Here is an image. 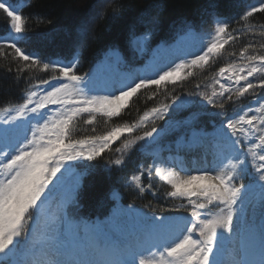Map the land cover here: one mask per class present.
Returning <instances> with one entry per match:
<instances>
[{
  "label": "snow or ice",
  "instance_id": "1",
  "mask_svg": "<svg viewBox=\"0 0 264 264\" xmlns=\"http://www.w3.org/2000/svg\"><path fill=\"white\" fill-rule=\"evenodd\" d=\"M0 10L8 18L10 35L23 36L27 20L21 11L9 0H0ZM257 12H264V0L242 19ZM93 14L104 15L95 7L89 17ZM113 15H117L116 10ZM228 29L229 24L221 21L205 40L188 28L181 40L187 36L190 42L175 49L168 63L153 56L142 71L133 69L120 80L103 85L97 83L94 74L77 73L80 53L89 38L88 20L76 27L77 44L68 60L42 62L36 54H26L16 42L0 40V55L8 47L13 58L21 62L18 74L38 67L58 73L29 82L22 103L0 110V264H264V101L221 120L212 134L199 132L189 141V146L207 143L213 155L210 168L156 155L154 167L140 165L139 174L131 176L130 185L140 194L151 191L154 197L152 184H143L142 177L161 178L171 188L166 198L187 201L172 210L182 208L187 215L157 217L155 212H139L132 205L116 207L103 221L86 220L73 212L78 207L80 173L71 162L95 161L124 137L115 149L121 158L108 162L122 166L123 155L135 144H158L157 137L166 129L153 126L134 139L127 136L195 102L171 95L170 103L161 102L145 110L132 124H115L103 135L80 139L73 136L78 121L93 125L101 116L109 122L129 109L130 101L142 90L157 89L150 99L161 90L167 92L169 84L192 76L193 69H203L221 55L234 39ZM149 40L150 33H145L132 43L143 52ZM249 49L253 54H247ZM240 61L219 68L210 92L188 95L220 109L217 116H226L225 102L264 89V54L249 45L240 52ZM198 118V112H189L174 123L191 125ZM165 162L185 174L161 167ZM129 217L138 220L131 230L127 227ZM234 235L237 242L225 259V245Z\"/></svg>",
  "mask_w": 264,
  "mask_h": 264
},
{
  "label": "trees",
  "instance_id": "2",
  "mask_svg": "<svg viewBox=\"0 0 264 264\" xmlns=\"http://www.w3.org/2000/svg\"><path fill=\"white\" fill-rule=\"evenodd\" d=\"M9 2L26 18V31L23 36L13 38L10 35L8 18L0 10V40L16 42L26 54H36L42 62L70 59L76 46L75 29L82 20H88L89 38L80 53L78 74H90L104 60L109 64L114 63V72H121L123 76L133 69L140 72L145 68V61L155 54L158 45H161L167 55L172 56L177 42L188 28L203 35L207 40L214 34L218 23L223 21L229 24L228 31L234 39L224 46L220 56L213 57L203 69H193L192 76H187L175 85L169 84L167 92L161 90L152 99L149 97L157 91L156 88L142 90L130 101L129 109L112 121L106 122L101 116H97L93 125L85 124L83 120L78 121L73 133L76 139L88 135H103L115 124L125 122L132 124L145 110L161 102L170 103L171 95L179 96L181 99L187 97L195 103L187 104L178 111H170L165 117L173 114L187 116L189 112H198L199 118L191 126L202 124L209 126V118L220 122L248 107H258L259 102L264 101V89H257L254 95L250 92L239 99L234 96L233 101L225 102L223 111L226 116H217L216 112L220 109L206 103L202 104L196 95H188L197 91L210 92L213 77L217 76L219 68L228 63H240V52L245 47L253 45L256 53L264 54V48L261 47L264 45V12L254 13L247 20L242 19L243 14L251 7H258L261 0H9ZM94 7L96 11L104 13L103 17L95 14L89 17ZM114 10L117 12L115 16ZM153 19L156 21L154 25ZM145 33H150V40L145 45V50L140 52L132 41L136 36ZM3 51L4 54L0 55V110L22 103V95L27 91L29 82L36 83L41 79L58 75L51 71H43L40 67L18 74L16 69L22 66L21 62L13 58L12 49L5 47ZM247 54H253V50L249 49ZM177 62L179 61L176 60L175 63ZM115 75L111 74V77ZM224 82V79H221V83ZM197 84L200 85L199 89L196 87ZM216 88L219 90V85H216ZM179 103L180 101H177V105ZM161 120L157 119L154 123L150 121L145 127L158 126ZM141 130L142 127L132 134H137ZM204 131L208 132L207 129ZM124 139L122 137L112 146V151H106L95 161L71 162L75 171L80 173L77 201L83 211V218L103 221L115 212L116 207L127 205L150 215L156 212L157 217L171 212L182 216L183 212H186L185 209L180 208L176 211L172 209L187 201L166 198L165 194L171 188L161 178L155 175L151 180L146 176L142 177L143 184H152L155 197L151 191L140 194L129 184V180L132 175L139 174L140 165L144 168L154 167L156 155L163 159L161 152L167 146L170 147L167 151L173 156L179 155L188 160L197 157L198 164L207 167L201 157L197 156L201 151L202 154L210 151L207 143L198 144L197 150H194L186 145H176L175 139L172 138L160 144L157 150H133L122 166L108 165L115 148ZM172 165L167 162L160 164L165 169L175 171ZM127 227L129 229L128 221Z\"/></svg>",
  "mask_w": 264,
  "mask_h": 264
},
{
  "label": "rangeland",
  "instance_id": "3",
  "mask_svg": "<svg viewBox=\"0 0 264 264\" xmlns=\"http://www.w3.org/2000/svg\"><path fill=\"white\" fill-rule=\"evenodd\" d=\"M75 42V45L77 44V37H76V40L74 41ZM103 73V70L102 71H98V72H96L95 73V75L97 76V75H99V74H102ZM175 122V121H174ZM174 122H172L170 125H168L167 127H165L164 129H169L170 128V126L172 127V126H174L171 130H170V132H172V131H174L175 129H177V127H179V126H177ZM158 129V128H157ZM142 135V134H141ZM195 134L194 133H192L191 134V136H194ZM139 136V135H138ZM132 139H134V138H132ZM136 146H139L140 148H142V149H144V148H147L146 146H145V142L144 141H140V142H138L137 144H135L133 147H136ZM129 152V151H128ZM128 152L127 153H125L124 155L126 156L127 154H128ZM206 159H207V161L209 162V161H212L213 162V155H209V156H206ZM76 211H77V209L75 208L74 210H73V212H74V214L76 213ZM245 212L247 213V214H250L251 213V209L250 208H248V207H246L245 208ZM76 215V214H75ZM259 215H260V209H259V205L257 204L256 205V218H257V224H259ZM129 222H130V226H131V228L133 229L134 227H136L137 226V223H138V220L136 219V218H133V217H129ZM237 223H239L238 221H237ZM237 237L234 235L233 236V239H232V241H230V242H228L226 245H225V248H226V254H225V259H227V252H230L231 251V249L233 248V246L236 244V242H237Z\"/></svg>",
  "mask_w": 264,
  "mask_h": 264
}]
</instances>
